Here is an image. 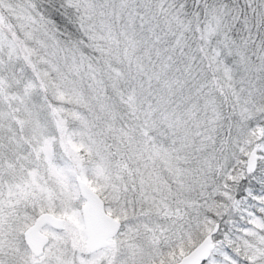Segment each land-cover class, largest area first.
I'll return each instance as SVG.
<instances>
[{
  "label": "snow or ice",
  "instance_id": "snow-or-ice-1",
  "mask_svg": "<svg viewBox=\"0 0 264 264\" xmlns=\"http://www.w3.org/2000/svg\"><path fill=\"white\" fill-rule=\"evenodd\" d=\"M0 264H264V0H0Z\"/></svg>",
  "mask_w": 264,
  "mask_h": 264
}]
</instances>
